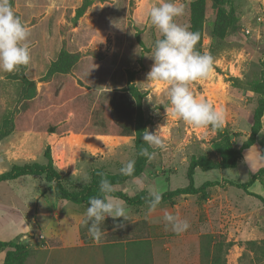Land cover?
Instances as JSON below:
<instances>
[{
  "label": "rangeland",
  "instance_id": "obj_1",
  "mask_svg": "<svg viewBox=\"0 0 264 264\" xmlns=\"http://www.w3.org/2000/svg\"><path fill=\"white\" fill-rule=\"evenodd\" d=\"M83 1L10 0L15 13L30 30L27 42L31 60L24 71L20 66L12 73L0 72V125L7 115L20 124L26 100L20 82L22 74L34 81L37 88L31 99L36 132H47L43 117L54 103L58 85L70 79L82 86L84 93L72 100L74 111L54 134L59 139L54 152L55 164L62 172L66 187L79 190L86 184L81 182L84 175L91 179L95 169L118 174L123 163L130 159L136 161L138 151L135 136L83 134L85 123L77 111L89 116L101 103H108L115 92L134 84L143 94L146 130H157L167 144L165 150L151 148L150 152L154 151L155 155L147 159L137 176L145 184L143 191L152 189L162 193L169 188L187 186L194 157L200 158L204 165L221 160V137L208 127H193L167 115L164 105L168 85L146 80L154 63L148 55L155 41L162 38L146 12L158 0H92L85 13L75 18ZM178 3L184 5L185 11L175 22L190 31L195 25L203 52L214 57L209 77L192 82L190 90L197 99L224 110L223 126L236 133L233 140L241 148L252 134L253 117L261 97L257 88H264V0H178ZM61 51L76 56L73 68L47 78L51 62ZM24 136L22 131L15 130L2 140L0 170L26 163L22 159ZM44 150L37 162L45 163ZM262 157L264 115L256 142L242 152L236 167L204 170L202 166H194L196 186L207 181L219 182L208 188L206 196H181L174 204L164 203L151 212L148 206L129 207L124 203L128 221H138L132 228L138 227L127 228V233L135 236L147 233L154 237L160 264H169V256H172L171 264H203L201 241L209 234L235 242L229 248L223 247L228 264H264L253 262L254 253L246 248L248 240L264 239ZM253 177L256 179L248 190L229 183L246 182ZM33 178L27 177L36 185L45 179ZM123 188L130 195L141 192L136 190L134 179ZM11 196L8 183H0L1 205ZM165 212L188 220V230L176 234L170 227L166 228ZM84 229L88 230V226ZM162 256H168L167 261Z\"/></svg>",
  "mask_w": 264,
  "mask_h": 264
},
{
  "label": "trees",
  "instance_id": "obj_2",
  "mask_svg": "<svg viewBox=\"0 0 264 264\" xmlns=\"http://www.w3.org/2000/svg\"><path fill=\"white\" fill-rule=\"evenodd\" d=\"M92 4V0H84L77 8L76 17H81L88 7ZM192 32L198 30L195 25L192 26ZM196 50L204 53L202 49L201 40L199 39ZM76 62V56L69 54L66 51H61L57 59L53 60L47 70L46 77L50 78L56 73L69 72ZM27 66H21L24 71ZM22 85V93L26 99L23 103V110L21 111L20 124L18 125L14 117L7 115L0 125V143L15 130L22 132L33 130V121L31 115V99L37 93L36 84L30 80L26 75L22 74L20 77ZM261 93L258 100V105L255 109L252 134L249 140L244 142L241 148L235 146L233 136L236 133H231L226 127L222 126L219 129L208 127L211 131L217 132L221 137V160L218 162L204 165L200 158H193V165L188 172L189 183L187 186L176 189H167L162 192V201L164 203L174 204L176 199L185 195L201 194L206 196L208 188L217 185L219 182L207 181L200 186L195 185L194 166H202L204 170L212 168H234L237 166L242 152L249 149L255 142L256 137L262 129V117L264 115V88H257ZM84 93L82 86L77 85L70 79L63 80L57 87L54 95V103L44 114V121L46 122V131L50 138L48 145L44 150L45 163L29 162L24 164H15L10 169L0 172V183L16 180L23 176H43L45 180L52 184L56 196L62 200H68L78 205L88 206V199L91 196L99 194V182L101 174L105 175L116 187L117 191L113 193L114 196L119 197L127 205L132 207L148 206L147 200L149 192L141 191L136 195H130L124 188L133 177H137L147 161L146 157L140 156L139 151L141 147H148L142 140V133L147 129V119L145 118L142 108L143 94L136 85L130 86L117 91L113 94L108 103H101L92 114L89 116L86 113L77 111L79 118L85 123L82 133L85 135H115V136H135L136 148L138 151L137 159L135 161V171L133 176H125L118 174H111L102 169H95L91 179L79 190H72L67 188L61 170L54 162L51 145L57 141L54 134L57 132L58 126L61 122L67 119L68 115L74 111L72 100ZM88 117V118H87ZM151 151V148H149ZM264 171V169H262ZM256 177H253L246 182H229L237 188L248 190L254 183ZM121 187V188H118ZM159 205V206H160ZM123 218H119L115 223H124ZM105 227L108 229L113 227V219L107 218ZM218 236L209 234L202 238L201 241V259L203 264H228L227 256L224 253V246L231 247L235 244L233 241L226 242ZM246 248L254 253L252 261L255 263L264 262V239L260 241L248 240ZM5 250L6 256L2 264H25L26 260L31 254L28 245L23 242L10 240L4 241L0 239V251ZM245 255V254H244ZM244 257V256H242Z\"/></svg>",
  "mask_w": 264,
  "mask_h": 264
},
{
  "label": "clouds",
  "instance_id": "obj_3",
  "mask_svg": "<svg viewBox=\"0 0 264 264\" xmlns=\"http://www.w3.org/2000/svg\"><path fill=\"white\" fill-rule=\"evenodd\" d=\"M184 5L178 0H158L148 8L146 16L151 25L158 29L161 37L155 41L151 57L154 61L147 73V81L165 83L167 104L164 105L167 115L176 117L193 127H211L219 129L224 125V110L216 109L204 99H197L189 85L197 80L207 79L214 67V57L209 53H201L195 46L200 39L199 33L192 32L185 25L175 22V18L183 15ZM29 28L21 21L13 10L10 0H0V72L12 73L20 66H27L31 56L28 44ZM99 139V138H97ZM100 140V139H99ZM142 140L148 147H141L139 155L151 160L155 152L149 148L165 150V139L155 132L144 130ZM264 159V157H262ZM120 174L133 176L135 160L123 163ZM90 177L84 175L82 183ZM137 191L145 190V184L139 177H133ZM117 191L115 185L103 174L99 182V194L89 197L88 207L83 220L88 226L91 238L99 241L103 236L100 225L108 217L114 221L113 231L125 227L124 223H115L119 218L128 221V211L124 202L113 195ZM162 193L149 190L147 200L149 212L155 211L161 204ZM165 227L176 234L187 231L190 223L186 219L169 212L163 216Z\"/></svg>",
  "mask_w": 264,
  "mask_h": 264
},
{
  "label": "crops",
  "instance_id": "obj_4",
  "mask_svg": "<svg viewBox=\"0 0 264 264\" xmlns=\"http://www.w3.org/2000/svg\"><path fill=\"white\" fill-rule=\"evenodd\" d=\"M22 133L25 134L23 162L38 160L48 144V132L31 130ZM58 144L59 139L51 145L54 162ZM28 176L1 182L8 183L12 196L5 205L0 201V239L22 242L24 238L23 243L31 250L25 264H160L154 237L147 233L146 236L127 233V228L138 227L134 225L132 228V224L138 221H125V227L116 231L113 227H105L107 224L103 222L100 225L103 240L96 241L84 229L83 220L88 206L59 199L51 183L43 178V183L31 184ZM5 256L6 251H0V264ZM162 257L167 261L168 256ZM168 261L171 264L172 256Z\"/></svg>",
  "mask_w": 264,
  "mask_h": 264
},
{
  "label": "built area",
  "instance_id": "obj_5",
  "mask_svg": "<svg viewBox=\"0 0 264 264\" xmlns=\"http://www.w3.org/2000/svg\"><path fill=\"white\" fill-rule=\"evenodd\" d=\"M41 237H43V236H41Z\"/></svg>",
  "mask_w": 264,
  "mask_h": 264
}]
</instances>
